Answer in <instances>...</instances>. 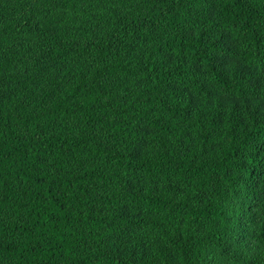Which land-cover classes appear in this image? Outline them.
I'll return each mask as SVG.
<instances>
[{"label": "trees", "instance_id": "1", "mask_svg": "<svg viewBox=\"0 0 264 264\" xmlns=\"http://www.w3.org/2000/svg\"><path fill=\"white\" fill-rule=\"evenodd\" d=\"M71 1L0 0V264H264V0Z\"/></svg>", "mask_w": 264, "mask_h": 264}, {"label": "rangeland", "instance_id": "2", "mask_svg": "<svg viewBox=\"0 0 264 264\" xmlns=\"http://www.w3.org/2000/svg\"><path fill=\"white\" fill-rule=\"evenodd\" d=\"M100 11L101 7L97 6L93 0H72L71 6L63 9L61 15L65 16L72 22L91 26L96 22ZM216 103V106L220 109H227L232 104L228 103L226 100L220 103L215 98L201 101L193 99L190 112L192 114H197L199 111L205 112L212 106H215ZM256 216L257 214H253L248 208L239 211L237 219L234 220L229 230L232 238L231 248L235 251H237V249H243V252L246 254L254 253L256 251V245L247 238L255 225L256 220H252ZM251 217H253L251 221H246V219H250ZM214 264H231V260H215Z\"/></svg>", "mask_w": 264, "mask_h": 264}]
</instances>
